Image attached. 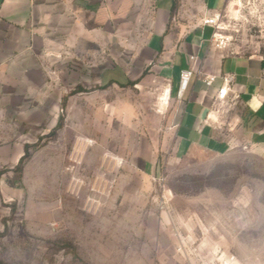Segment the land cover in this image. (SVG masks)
<instances>
[{
  "label": "rangeland",
  "instance_id": "374dc122",
  "mask_svg": "<svg viewBox=\"0 0 264 264\" xmlns=\"http://www.w3.org/2000/svg\"><path fill=\"white\" fill-rule=\"evenodd\" d=\"M228 9L225 50L264 55V0ZM114 49L105 62L96 47H60L73 60L42 61V124L0 121V147L14 130L26 141L19 159L0 157V264H197L216 250L264 264V149L180 152L178 100L160 104L153 64L95 85L100 65H142L130 30L121 62Z\"/></svg>",
  "mask_w": 264,
  "mask_h": 264
},
{
  "label": "crops",
  "instance_id": "0c3cea01",
  "mask_svg": "<svg viewBox=\"0 0 264 264\" xmlns=\"http://www.w3.org/2000/svg\"><path fill=\"white\" fill-rule=\"evenodd\" d=\"M222 1L0 0V121L19 127L42 124L37 96L46 84L42 61L73 60L69 54L61 56L59 48L75 46L96 47L105 61L102 47L113 46L115 61L121 62L123 31L130 30L132 44L141 46L142 65L126 72L121 63L100 65L95 85L128 84L147 63L175 92L180 70L193 66L172 129L180 152L222 155L249 145L264 149V55L219 49L210 41L213 30L200 26L203 17L225 8L227 0ZM190 55L197 57L194 64ZM228 74L234 77L230 109L211 113L207 120L216 89L206 88L203 79ZM82 77L81 86L90 84L89 76ZM5 141L0 157L19 159L26 144L24 130L10 132ZM149 170L154 172L152 164Z\"/></svg>",
  "mask_w": 264,
  "mask_h": 264
},
{
  "label": "built area",
  "instance_id": "2783aa9c",
  "mask_svg": "<svg viewBox=\"0 0 264 264\" xmlns=\"http://www.w3.org/2000/svg\"><path fill=\"white\" fill-rule=\"evenodd\" d=\"M231 0H227L225 8L221 11H215L211 14L203 17L200 21L201 27H210L213 32L211 35V43H213L217 48L225 50L227 45L231 42V37L225 35L227 31L226 24L224 20L230 14L229 5ZM237 1V0H234ZM242 2V0H238ZM247 2L251 0H246ZM237 10V9H236ZM189 60L193 62V64L197 61V57L194 55L189 56ZM195 73V68H183L179 73L178 85L175 92L172 90L171 86H167L162 96L160 97V104H164L166 106L172 99H176L178 101H182L184 94L186 93L190 81ZM201 74V72H198ZM234 77L233 75H207L203 79V84L206 88H215L216 93L213 96V108L209 112L207 116V120L211 119V113L213 114H223L229 111L230 109V97L232 95V84ZM163 95H167V99H163ZM243 149L247 150H255L258 149L255 145H249L243 147ZM194 252H197V249H194ZM199 261L197 264H236V258L234 255L226 254L220 250L213 251L211 255L201 256L198 253Z\"/></svg>",
  "mask_w": 264,
  "mask_h": 264
},
{
  "label": "bare ground",
  "instance_id": "6f19581e",
  "mask_svg": "<svg viewBox=\"0 0 264 264\" xmlns=\"http://www.w3.org/2000/svg\"><path fill=\"white\" fill-rule=\"evenodd\" d=\"M230 2H231L230 4H232V3L236 2V1H234V0H231Z\"/></svg>",
  "mask_w": 264,
  "mask_h": 264
},
{
  "label": "trees",
  "instance_id": "16d2710c",
  "mask_svg": "<svg viewBox=\"0 0 264 264\" xmlns=\"http://www.w3.org/2000/svg\"><path fill=\"white\" fill-rule=\"evenodd\" d=\"M59 126V125H58Z\"/></svg>",
  "mask_w": 264,
  "mask_h": 264
}]
</instances>
